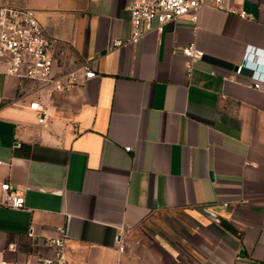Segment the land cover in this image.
I'll list each match as a JSON object with an SVG mask.
<instances>
[{
    "label": "crops",
    "instance_id": "1",
    "mask_svg": "<svg viewBox=\"0 0 264 264\" xmlns=\"http://www.w3.org/2000/svg\"><path fill=\"white\" fill-rule=\"evenodd\" d=\"M132 1L0 0L34 11L61 64L95 72L53 94L0 73V185L25 200L8 208L0 189V258L33 261L28 230L65 227L68 264H264V90L230 78L264 77V0H231L253 19L204 7L195 27L112 48ZM189 43L205 55L187 72Z\"/></svg>",
    "mask_w": 264,
    "mask_h": 264
},
{
    "label": "built area",
    "instance_id": "2",
    "mask_svg": "<svg viewBox=\"0 0 264 264\" xmlns=\"http://www.w3.org/2000/svg\"><path fill=\"white\" fill-rule=\"evenodd\" d=\"M230 2L231 0H133L129 5V36L126 40H113L112 48L135 44L150 32L160 33L166 24L184 16H188L195 27L199 11L204 7L228 12L243 19H253L252 15L237 10ZM181 50L187 59V72L205 55L193 43L186 44ZM61 55L33 10L0 5V64L3 66L0 73L15 77L21 93L25 91L26 84L32 86L29 91L53 94L79 85L81 79L86 81L95 76L93 61L86 60L67 67L60 63ZM231 72L230 78L247 74L256 81L253 83L254 89L264 90L260 84L264 77L248 72L242 66H236ZM27 108L36 113L38 123L44 121L45 110L39 97L30 102ZM130 150L129 147L125 148L126 152ZM0 189L4 193L2 205L11 209L23 208L24 195L16 187L3 182ZM56 232L57 235L53 237H38L31 229L28 230L27 237L31 240V256L34 260L12 261L0 258V264H68L64 249L66 228L58 227ZM8 249L13 250L14 246L10 245ZM118 250L122 251L123 246H118Z\"/></svg>",
    "mask_w": 264,
    "mask_h": 264
},
{
    "label": "water",
    "instance_id": "3",
    "mask_svg": "<svg viewBox=\"0 0 264 264\" xmlns=\"http://www.w3.org/2000/svg\"><path fill=\"white\" fill-rule=\"evenodd\" d=\"M200 210H202L203 208H199Z\"/></svg>",
    "mask_w": 264,
    "mask_h": 264
}]
</instances>
